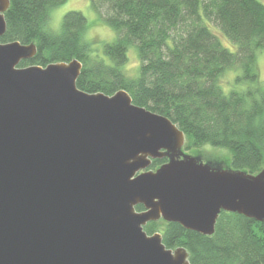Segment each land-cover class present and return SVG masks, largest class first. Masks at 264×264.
Masks as SVG:
<instances>
[{"label": "water", "instance_id": "water-1", "mask_svg": "<svg viewBox=\"0 0 264 264\" xmlns=\"http://www.w3.org/2000/svg\"><path fill=\"white\" fill-rule=\"evenodd\" d=\"M10 4L0 0V38ZM36 54L33 43L0 42V264H191L145 226L212 236L223 211L264 222V169L184 154L168 117L125 90H80L77 59L19 67Z\"/></svg>", "mask_w": 264, "mask_h": 264}, {"label": "trees", "instance_id": "trees-1", "mask_svg": "<svg viewBox=\"0 0 264 264\" xmlns=\"http://www.w3.org/2000/svg\"><path fill=\"white\" fill-rule=\"evenodd\" d=\"M68 0H10L7 29L1 43L35 44L37 54L19 67L82 64L77 87L109 96L128 92L137 106L168 117L184 133L183 151L210 145L230 151L228 167L257 175L264 169V103L246 107L241 94L223 98L216 74L235 63L248 70L253 43L264 44V3L259 0H91L92 9L118 34L106 47L111 63L86 55L81 34L88 21L80 11L64 17L62 35H47L40 25L47 9ZM219 28L236 47H225ZM135 45L140 65L125 71L129 47ZM200 157V156H199ZM201 159V157H200ZM168 162L156 159L149 170ZM209 163L215 167L222 162ZM143 211V206L136 207ZM160 233L166 248H184L191 264H264V222L221 212L215 233L205 236L164 220L145 226Z\"/></svg>", "mask_w": 264, "mask_h": 264}, {"label": "clouds", "instance_id": "clouds-1", "mask_svg": "<svg viewBox=\"0 0 264 264\" xmlns=\"http://www.w3.org/2000/svg\"><path fill=\"white\" fill-rule=\"evenodd\" d=\"M69 4H58L47 9V18L40 25L43 33L60 36L64 31V17ZM118 39V34L108 26L88 28L81 34V45H87L86 55L96 61L111 63L106 47ZM235 51V49H233ZM129 55H133L131 52ZM248 70L239 63L228 65L216 74L215 87L220 95L228 99L233 93L241 94L246 107L264 103V44L253 43L250 50ZM132 65H126L125 71Z\"/></svg>", "mask_w": 264, "mask_h": 264}, {"label": "rangeland", "instance_id": "rangeland-1", "mask_svg": "<svg viewBox=\"0 0 264 264\" xmlns=\"http://www.w3.org/2000/svg\"><path fill=\"white\" fill-rule=\"evenodd\" d=\"M262 3H264V0H259ZM64 4H69L71 7H69L66 11V13L70 11H80L84 14V16L87 18L88 21V28L91 27H97V26H107L104 21L101 19V17L92 9L91 7V0H68ZM214 26V32L220 36L222 44L227 47L229 50L233 51V49H237V47L228 40V38L222 34V32L219 30L218 27ZM132 53L133 55H129V53ZM126 65H132V67L127 70L126 72L130 75H134L136 73L137 68L140 65V59L137 54V49L135 45H132L129 47L128 50V60ZM184 154L189 156H195V157H201V160L203 162H213L218 163L222 162L225 166H221L220 168H227L230 169L229 161L231 158L230 151L223 148H216L210 145L203 146L202 148H195L190 151H183ZM199 157V158H200ZM220 164V163H218Z\"/></svg>", "mask_w": 264, "mask_h": 264}]
</instances>
